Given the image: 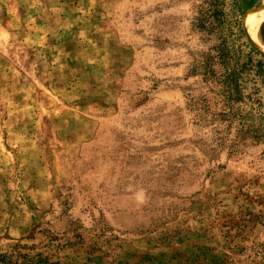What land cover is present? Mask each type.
<instances>
[{
    "label": "rangeland",
    "instance_id": "obj_1",
    "mask_svg": "<svg viewBox=\"0 0 264 264\" xmlns=\"http://www.w3.org/2000/svg\"><path fill=\"white\" fill-rule=\"evenodd\" d=\"M213 4L204 29L205 0H0V253L264 264V133L229 148L201 75L233 51L264 118V0Z\"/></svg>",
    "mask_w": 264,
    "mask_h": 264
},
{
    "label": "trees",
    "instance_id": "obj_2",
    "mask_svg": "<svg viewBox=\"0 0 264 264\" xmlns=\"http://www.w3.org/2000/svg\"><path fill=\"white\" fill-rule=\"evenodd\" d=\"M214 0H205V4L208 6V11L202 13L198 18V26L201 28H207L212 26V21H218L222 10L217 8L213 4ZM211 22H208L207 19ZM251 46V45H250ZM220 47V46H219ZM252 48V46H251ZM253 49V48H252ZM220 64L226 65V71L223 74L217 75L213 68L204 69L201 75L204 80L212 79L217 83L221 89L217 94L221 95L219 111L212 113L219 118L220 121L225 123L224 129L226 132H230L233 129V139L229 140V148H236L245 139L257 142L263 135L264 124L260 121H264L261 115H256L250 110H246L241 106L242 97L239 87V75L241 68L236 62V68H230V61L233 51L227 49V47L221 46L218 50ZM222 64V65H223ZM251 65L255 67V73L264 81V59L256 60L255 63L251 61ZM203 68V67H202ZM18 248H24L21 244H15L12 247V252L0 253V264H39L46 263L47 256H41L40 253L34 255L21 252Z\"/></svg>",
    "mask_w": 264,
    "mask_h": 264
},
{
    "label": "bare ground",
    "instance_id": "obj_3",
    "mask_svg": "<svg viewBox=\"0 0 264 264\" xmlns=\"http://www.w3.org/2000/svg\"><path fill=\"white\" fill-rule=\"evenodd\" d=\"M258 6V5H257ZM258 12H251L249 15H248V26H249V29H250V32L252 34H254L256 36V32H257V28L260 24V21L262 20L263 18V15H264V7H262L261 9H258Z\"/></svg>",
    "mask_w": 264,
    "mask_h": 264
}]
</instances>
